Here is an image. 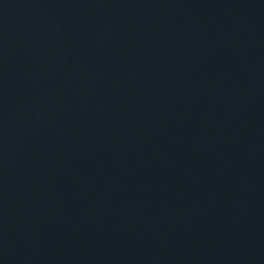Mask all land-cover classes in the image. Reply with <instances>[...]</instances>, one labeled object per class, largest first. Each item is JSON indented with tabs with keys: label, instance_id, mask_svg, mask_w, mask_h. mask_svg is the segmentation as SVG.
Returning a JSON list of instances; mask_svg holds the SVG:
<instances>
[{
	"label": "water",
	"instance_id": "water-1",
	"mask_svg": "<svg viewBox=\"0 0 264 264\" xmlns=\"http://www.w3.org/2000/svg\"><path fill=\"white\" fill-rule=\"evenodd\" d=\"M0 264H264V0H0Z\"/></svg>",
	"mask_w": 264,
	"mask_h": 264
}]
</instances>
